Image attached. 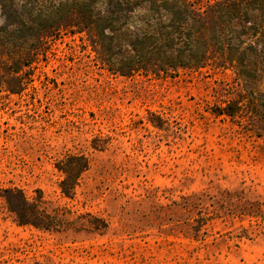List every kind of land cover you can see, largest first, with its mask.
<instances>
[{"label":"rangeland","instance_id":"rangeland-1","mask_svg":"<svg viewBox=\"0 0 264 264\" xmlns=\"http://www.w3.org/2000/svg\"><path fill=\"white\" fill-rule=\"evenodd\" d=\"M31 80L20 94L0 91V191L41 196L73 223L21 226L0 196V264H264V132L249 121L255 101L264 124V74L209 66L124 77L67 30ZM233 101L237 116L214 112ZM72 154L90 168L66 198L56 163ZM213 210L224 217L194 231Z\"/></svg>","mask_w":264,"mask_h":264},{"label":"trees","instance_id":"trees-1","mask_svg":"<svg viewBox=\"0 0 264 264\" xmlns=\"http://www.w3.org/2000/svg\"><path fill=\"white\" fill-rule=\"evenodd\" d=\"M0 17V91L11 94L27 88L33 65L67 30L84 33L100 63L124 77H177L209 66L231 69L242 80L264 74V0H0ZM258 105L253 101L249 121L261 133ZM242 109L233 101L214 112L233 118ZM153 122L162 126L160 117ZM56 168L63 176L61 193L72 198L90 163L72 154ZM0 196L21 226L60 230L73 223L63 210L49 212L41 196L31 200L20 188L2 189ZM261 214L256 226L264 227ZM199 216L194 231L224 217L216 210ZM89 223L95 230L107 227L100 219ZM249 227L241 226L240 237L250 236Z\"/></svg>","mask_w":264,"mask_h":264}]
</instances>
